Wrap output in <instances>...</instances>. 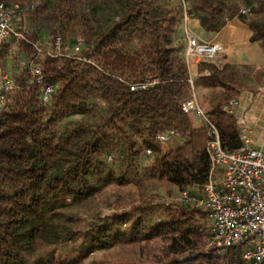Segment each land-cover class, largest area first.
<instances>
[{
    "label": "trees",
    "instance_id": "1",
    "mask_svg": "<svg viewBox=\"0 0 264 264\" xmlns=\"http://www.w3.org/2000/svg\"><path fill=\"white\" fill-rule=\"evenodd\" d=\"M0 2L19 5L16 22L26 36L14 39L25 64L16 58L10 73L16 87L0 108V264H243L252 237L230 247H207L208 209L181 197L153 201L143 188L130 209L95 214L91 206L112 183L165 179L182 191L207 182L205 126L194 127L181 108L191 94L186 18L219 31L241 16L264 50V0ZM243 7L251 14H241ZM59 35L63 47L81 39L84 59L38 56L43 82L54 87L45 103L42 82L29 64L38 41ZM203 65L210 74L202 83L220 88L204 97L205 110L224 147L235 150L242 145L237 118L222 107L246 78L259 80L264 70ZM152 78L158 79L155 85L131 90L132 83ZM166 128L178 131L182 145L154 158L156 135Z\"/></svg>",
    "mask_w": 264,
    "mask_h": 264
},
{
    "label": "built area",
    "instance_id": "2",
    "mask_svg": "<svg viewBox=\"0 0 264 264\" xmlns=\"http://www.w3.org/2000/svg\"><path fill=\"white\" fill-rule=\"evenodd\" d=\"M19 5H6L0 2V39H25V32L17 28ZM241 14H251L250 7L240 9ZM184 40L185 60L189 70L191 84L190 97L181 103L183 112H191L203 117L208 138L207 153L210 160L208 180L202 186L193 185L191 189H183L181 198L189 203L208 209L212 221L211 241L219 247H230L242 243L252 237V246L243 254V264H264V153L250 145L247 129L238 124L242 145L235 150L224 147L221 134L216 123L210 119L206 110L198 101L191 67L205 61H217L224 51V46L215 41L201 40L191 29L185 28ZM82 40L78 39L73 46L63 47L62 36H57L53 45H36L37 55L30 61L33 77L42 82V99L47 103L54 89L50 83L43 82V70L38 63V56L67 55L81 56ZM25 64V61H22ZM158 82L157 78L139 81L130 85L131 90L147 89ZM16 87V80L7 73L3 77L1 104L6 96ZM238 104L236 97L231 98L222 107L224 111L233 113ZM178 136L175 128H166L156 135L159 143H165ZM147 153L152 148L146 149Z\"/></svg>",
    "mask_w": 264,
    "mask_h": 264
},
{
    "label": "crops",
    "instance_id": "3",
    "mask_svg": "<svg viewBox=\"0 0 264 264\" xmlns=\"http://www.w3.org/2000/svg\"><path fill=\"white\" fill-rule=\"evenodd\" d=\"M186 27L191 29L201 40L219 42L224 46V51L217 61L213 62L236 64L240 67L246 66L253 69V72L264 70V50L259 41L251 39V29L241 16H234L229 19L219 31L205 30L199 20L192 17L186 18L184 28ZM18 55L21 56V48L14 39L6 41L0 39V104L3 92V77L5 74L14 71ZM190 73L194 80L198 101L205 109L207 106L204 97H211L220 88L206 86L202 83V77H207L210 74L203 62L193 65ZM245 82V86L236 96L238 104L235 106L233 113L237 118V123L247 129L250 145L262 150L264 153V74L259 80L249 77L246 78ZM190 118L194 127L205 126L203 117H201L204 122L203 125L191 116ZM168 143L172 148L182 145L179 137L171 138Z\"/></svg>",
    "mask_w": 264,
    "mask_h": 264
},
{
    "label": "rangeland",
    "instance_id": "4",
    "mask_svg": "<svg viewBox=\"0 0 264 264\" xmlns=\"http://www.w3.org/2000/svg\"><path fill=\"white\" fill-rule=\"evenodd\" d=\"M17 28H21V25L18 22H16ZM54 37L52 36H47V38L44 41H38L37 44L41 45H47L48 47H51L53 45ZM73 44H70V47ZM26 56H21L18 57V60L22 61L25 59ZM21 64H23L21 62ZM189 115L194 119L198 120V122L203 125V120L201 117L197 116L196 113L191 112ZM169 141L165 142L166 144H162L159 142L155 143V147L153 150V156L152 157H158L161 156L165 153H168L170 150H172V146L168 143ZM152 159L149 160V163ZM146 165H148L146 163ZM146 165L143 166V169L147 167ZM142 167V166H141ZM141 171L142 168H140ZM147 181V180H145ZM143 181L141 182L140 185H134V184H129V185H117L116 183L109 184L105 188H103L98 194L96 200L93 201V207L92 211L93 213H100V214H109L112 213L116 210H122V209H130L132 206L138 204V199L140 198L141 191L140 189L143 190L145 195L144 196H149L153 201H161L162 198H168L169 201H178L181 197V191L179 187H177L174 184H170L168 181L165 179L159 180V179H152L150 182L146 183ZM161 192V195L158 194V192ZM163 193V194H162ZM156 195L160 196V198H156ZM118 201V202H117ZM117 202V203H115ZM175 204V203H174ZM211 220V219H210ZM212 222V221H211ZM208 246L207 247H213V243L211 241V237L207 238ZM131 247V246H130ZM115 250V251H114ZM111 250L112 252H106L105 255L112 256L115 255L118 251H120V248ZM118 250V251H117ZM103 255V254H102Z\"/></svg>",
    "mask_w": 264,
    "mask_h": 264
},
{
    "label": "water",
    "instance_id": "5",
    "mask_svg": "<svg viewBox=\"0 0 264 264\" xmlns=\"http://www.w3.org/2000/svg\"><path fill=\"white\" fill-rule=\"evenodd\" d=\"M2 107V104H0V108Z\"/></svg>",
    "mask_w": 264,
    "mask_h": 264
}]
</instances>
